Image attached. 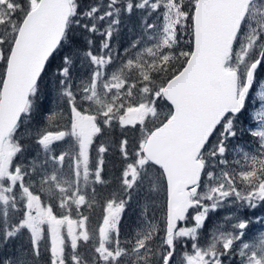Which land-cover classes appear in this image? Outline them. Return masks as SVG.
<instances>
[{
    "label": "snow or ice",
    "instance_id": "6c2138e0",
    "mask_svg": "<svg viewBox=\"0 0 264 264\" xmlns=\"http://www.w3.org/2000/svg\"><path fill=\"white\" fill-rule=\"evenodd\" d=\"M261 73L264 0H0V264H264Z\"/></svg>",
    "mask_w": 264,
    "mask_h": 264
},
{
    "label": "rangeland",
    "instance_id": "374dc122",
    "mask_svg": "<svg viewBox=\"0 0 264 264\" xmlns=\"http://www.w3.org/2000/svg\"><path fill=\"white\" fill-rule=\"evenodd\" d=\"M136 16L133 15L130 19H125L124 23H122L121 27H120V31H119V35L117 37V39L114 40V44L118 45L120 48L121 53L123 52V48L127 46L128 42L133 39L136 35V32L138 31L137 27H136ZM261 79H264V73H261ZM259 85L257 84L255 90L252 93V96L255 97V92L259 91ZM53 100H54V93L51 91L50 87H46L45 92L43 94V98L41 100V109L43 111H46L50 108L53 107ZM249 112L245 114V117H242V119L245 121L246 124L252 125L255 123V121H251L250 120V115L253 112V110L255 108H257L259 106L258 101L253 104L252 100H249ZM112 165V164H110ZM114 169L113 170H109L108 168L106 169V176H108L109 178H111V176L114 173ZM100 190V192L103 194L104 190L101 189L98 186V191ZM100 215V208L97 207L95 209V212L93 213V223L95 222L96 217H98ZM135 220V216L133 215V213L129 210L126 212L125 216L123 217V223L125 226H129L132 225L133 222Z\"/></svg>",
    "mask_w": 264,
    "mask_h": 264
},
{
    "label": "trees",
    "instance_id": "16d2710c",
    "mask_svg": "<svg viewBox=\"0 0 264 264\" xmlns=\"http://www.w3.org/2000/svg\"><path fill=\"white\" fill-rule=\"evenodd\" d=\"M58 62H59V61H58V59H57V61H55V62H54V66H55V63H58ZM110 164H112V162H111V161L109 162V164H108V167H107V168H108L109 170H113V167H112V165H110ZM108 176H109V175H108ZM108 176H106V179H107V178H109ZM99 191H100V190H99ZM103 194H106V193L104 192Z\"/></svg>",
    "mask_w": 264,
    "mask_h": 264
}]
</instances>
